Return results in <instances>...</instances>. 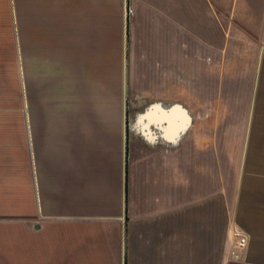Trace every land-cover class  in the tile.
Instances as JSON below:
<instances>
[{
    "label": "crops",
    "instance_id": "0c3cea01",
    "mask_svg": "<svg viewBox=\"0 0 264 264\" xmlns=\"http://www.w3.org/2000/svg\"><path fill=\"white\" fill-rule=\"evenodd\" d=\"M25 6L39 69L5 10L0 82L103 90L32 106L4 86L0 264H264V0Z\"/></svg>",
    "mask_w": 264,
    "mask_h": 264
},
{
    "label": "rangeland",
    "instance_id": "374dc122",
    "mask_svg": "<svg viewBox=\"0 0 264 264\" xmlns=\"http://www.w3.org/2000/svg\"><path fill=\"white\" fill-rule=\"evenodd\" d=\"M30 0H0V47L5 43L8 42L9 40L7 39L8 35H9V30H8V34L5 33L4 28L2 27V22H6V24L10 21L9 19H5L4 18V11L5 10H9L11 12H14L15 10L17 12H21V14H19L18 16L20 18H18V23L17 25L19 26V30L17 28V32H16V36H17V47H18V54H19V59L20 62H27V64L30 63V65L34 64L35 61L38 64V69H39V65L41 62V59L36 57L37 55H39L41 52L38 50L32 51V47L31 46V41L30 42H25L23 41V38L26 36V32L24 31L23 27L26 24V15L25 13L28 12V8L25 6L26 3H28ZM30 10V9H29ZM11 22V26L13 25V20L10 21ZM23 29V30H22ZM12 31V29H11ZM11 38L13 37V32L12 34H10ZM27 37V36H26ZM11 42V40H10ZM13 42V40H12ZM11 42V44H13ZM35 49H40V47H34ZM0 58H8L7 55L4 54H0ZM36 64V65H37ZM22 70H23V65L21 66ZM33 78V77H32ZM6 84L11 86V92H12V86L13 85H17L18 87V92L21 95L20 92L23 93L24 95V99H25V88L24 85L26 87V85L28 86V88L30 87V96H29V105L32 106H57V105H68V102H71L72 99H66V95L68 96V93H71L72 91H80V102L78 103V105L81 106H90V105H94L95 99L94 97H90L93 95H100V91H102V85L101 84H88V83H77L74 84V86H72L71 84H50V83H29V84H25V83H17V84H13V83H2L0 82V103L4 104V105H8V102H11L10 104L13 103V101L15 100L14 98L8 99L7 97V92H5V90H3L4 86H6ZM259 86V83H258ZM112 89H113V98H112V102L111 105L113 106H119V105H123V100H121L119 98V94H120V89L122 87V84H112ZM258 89V95H259V89L260 86L257 88ZM252 91H254V88L252 87ZM27 100V98H26ZM20 101V99L17 97V102ZM108 100H104V99H100L97 98L96 99V105H105L106 102ZM110 103V102H109ZM13 105V104H12ZM20 105V104H19ZM77 105V103H76ZM108 105V103H107ZM260 117L259 115L257 116V118ZM226 122H232L234 118H232V116H228L226 115ZM231 119V120H230ZM246 119V118H245ZM244 119V122H246V120ZM243 122V123H244ZM253 134L254 138L256 137L257 134H261V132H256ZM246 134L247 131L241 129V130H226V136L225 138H235V139H243L246 138ZM259 137H264V136H259ZM230 258V254H226V262L228 261V259Z\"/></svg>",
    "mask_w": 264,
    "mask_h": 264
},
{
    "label": "built area",
    "instance_id": "2783aa9c",
    "mask_svg": "<svg viewBox=\"0 0 264 264\" xmlns=\"http://www.w3.org/2000/svg\"><path fill=\"white\" fill-rule=\"evenodd\" d=\"M245 242H246L245 238H241V239H240V244H239V245H240L241 247H243V246L245 245ZM237 252H238V251H237Z\"/></svg>",
    "mask_w": 264,
    "mask_h": 264
},
{
    "label": "water",
    "instance_id": "95a60500",
    "mask_svg": "<svg viewBox=\"0 0 264 264\" xmlns=\"http://www.w3.org/2000/svg\"><path fill=\"white\" fill-rule=\"evenodd\" d=\"M126 2H127V0H126Z\"/></svg>",
    "mask_w": 264,
    "mask_h": 264
}]
</instances>
